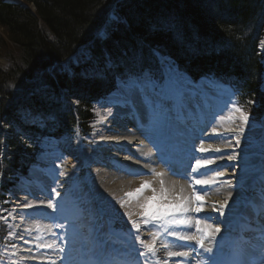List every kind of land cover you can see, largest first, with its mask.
Instances as JSON below:
<instances>
[{"label":"trees","instance_id":"1","mask_svg":"<svg viewBox=\"0 0 264 264\" xmlns=\"http://www.w3.org/2000/svg\"><path fill=\"white\" fill-rule=\"evenodd\" d=\"M0 28L8 63L0 68V200L29 174L45 139L88 128L94 102L114 92L118 78L145 70L160 76L156 53L196 80L232 83L241 110L257 120L264 114V0H0ZM84 46L92 60L72 67L73 75L60 71ZM92 62L101 68L90 76L84 69ZM39 83L50 86L47 97L26 108L45 123L21 124L17 101ZM61 89L76 109L59 99Z\"/></svg>","mask_w":264,"mask_h":264},{"label":"rangeland","instance_id":"2","mask_svg":"<svg viewBox=\"0 0 264 264\" xmlns=\"http://www.w3.org/2000/svg\"><path fill=\"white\" fill-rule=\"evenodd\" d=\"M84 55L86 56L87 54H85L84 51H81L77 59L81 60L80 57H83ZM263 55H264V52H263ZM168 64H172V63H168ZM163 65H164V69L166 70L167 65L165 64ZM6 66H7V60L5 59V57H3L0 51V68H5ZM173 66L178 71L176 66L175 65ZM183 77H184L183 91H186L187 93L188 85L185 83V75H183ZM200 85L204 88L211 89L207 91L208 95H210L211 97H214L216 99L222 97V93H220L218 89H214V87H211V84L209 83V81H204ZM115 96H114V100H112L113 103H117L118 101L122 102V100L126 98L122 94L121 90L117 94H115ZM110 104H105L108 106L99 108L98 110L99 116L96 119V122L93 123L94 137L87 138L89 140V144L84 145V149H83L84 157L83 158L85 159L86 164L88 163L90 166L82 168V165L77 163L70 170L67 167L66 170L68 171L65 172V175H64V177H68L73 172L74 175H77L78 178L81 179L80 180L81 186L79 190L82 192V195H83V200L81 201L80 207L67 208L69 211L70 210L72 211V214H74L75 217L79 216L77 223L68 224L66 227L67 230L71 229L70 232H72V230L76 232V239H75L76 241L74 240L75 243L73 241V248L77 247V245L81 244L82 242H86L92 237V234L96 230V228L92 227L91 225H92V221L96 218V212L97 210L99 211V209L103 210L107 217H112L113 219H117L118 216L120 215L122 219L128 220L131 223L133 220L136 221L137 224L140 225V231L139 233H137L136 229L133 228L132 234L134 235V237L139 235L140 238L144 239L146 242H151L153 239L157 240L159 237L158 234H156L153 230L149 228V225L151 224L154 225L155 221H150L148 224H144L143 217H142V209L139 207V202L134 198H129L128 196H126V193L132 192L135 189L139 188L141 184L144 183L143 181L138 182L139 185L137 184V186H135L133 189L128 190V191L127 190L112 191L110 188H108L105 185L106 179L104 175L106 173L111 174V171H110L111 164L105 163V161L103 160V156L106 155V150L112 151L116 149L113 143L114 137H116L119 134V131L116 130L117 129L116 123L118 120V116H120L121 113L124 111L120 109V105L114 106ZM121 120H124V119H121ZM217 124H218V127H216L215 129L212 128V131L219 130V141L216 143V146H219L220 148H222L225 151V154L222 156L212 155L211 159L215 158L217 160L223 157H229V156L235 157L236 152H234V150L238 149V147H235V142L237 138L243 141V147L240 149L241 152L247 155L250 154V157L248 158L249 162H251L255 158V155L257 153L259 152L262 153L261 150L264 149L262 148L264 144L262 147L256 148L255 146L252 145V142L253 141H263L264 142V130L256 129L255 128L256 124L252 122L250 118H249L248 124L243 125V122L240 119V114L230 109L224 116L219 118ZM240 126L244 127L243 133L239 132ZM229 129H235V131H229ZM164 135L165 133L162 132L161 137H163ZM164 139H167L168 141L167 137ZM203 143L206 144L205 142ZM195 145L196 147L194 149L198 151L199 150L198 147L200 143H197ZM63 147L64 146H59L58 148L59 152L57 154L45 157L42 160L48 163L49 161L54 160V158H56V162H58L59 159L66 160L67 157L65 156V152L68 154L70 152H73L74 150L75 151L77 150V146L75 145V143H72L71 145H67L65 148ZM130 148H133V146L123 147V149H121L119 156L122 158L115 157L114 159L117 161L116 163L123 162L125 160V156L128 157V159L130 160H137L136 158H132L131 154H129V152H131ZM118 150L119 148L117 149V152ZM226 150L228 151L226 152ZM83 158L81 157V159L84 161ZM234 160H235V163H234ZM231 161L234 164L230 163L232 165H228L227 168H223V170L227 171L229 174H233L236 171L237 169L236 166L239 163V160L237 159H233ZM91 163H93V165ZM250 164H254L256 166L255 169L261 168V170H264V159L262 158H259L258 162H253ZM123 165L127 167L128 164L127 162H125V164ZM118 168L123 172L122 175L130 174V171L128 169L127 171L121 168L120 166H118ZM162 171L165 173V171L167 172V169L165 168ZM59 172L60 171L57 169L55 171H53V169H48V171L41 170L38 173H35V171H32V176L37 178V180L31 183H25V185L20 184V186L15 188L14 191L11 193L12 194L11 202L13 203V205H12L11 217L9 216V223L11 227H14V234L12 235V242H11L12 244L11 250L13 252L14 260L17 262V264H30V260L33 257L32 253L34 254L42 253L43 254L45 250L44 249L39 250V247H38L40 240L46 239L48 241V239H51V237L53 236L54 225L50 223L51 225H49L48 227L47 220L37 218V214H43L45 216L47 214H50L53 217H56V215L59 214L61 218L69 215L68 213H63L61 203L58 202V200L56 199L57 193H59V196H61L64 193L63 187L66 184L65 179H63L62 177L63 175H61ZM86 172H88L87 176H86ZM49 173L52 175V178L50 177L49 179H47L46 176H49L48 175ZM101 173H104V174L101 175ZM152 178H154V180L150 184L152 185V187L159 189L161 177L154 176ZM162 178L165 182V177L163 176ZM39 184H41L43 188H41ZM89 185L91 186L92 191L89 190L88 188ZM86 187L92 193L89 194L86 190ZM44 189L51 191L50 193L52 194V196H45L44 200H48V202L51 201L55 205V209L48 208L47 201L40 202L38 200H35L36 196L42 193ZM144 195H152V193L150 190H145ZM249 195L251 194L248 189L240 190L239 195L234 198V199H237V198L239 199L237 200L238 202H240L239 207L244 206L245 203H247L248 201L249 202L251 201V198L249 197ZM190 196H192L191 193H189V197ZM217 197H218V194L213 192L211 193V195H209L208 201L218 200ZM88 198H94V202L97 203L96 209L92 210L93 201L89 200V204H88L87 203ZM222 200L224 201L223 198ZM121 201H126V204L124 207H121ZM28 203L33 204L32 208H26V211L28 212L21 213L18 211V209L22 208L23 205L28 204ZM158 205H160V202L154 201L152 205V210L158 209L160 207ZM193 207H195V204H193ZM128 213L132 214L131 220L128 217ZM187 215L189 217L203 218L202 216L201 217L199 216L200 212L196 213L195 211L189 212L187 213ZM205 222L207 224H212L211 222H209V220L208 221L204 220V223ZM192 223L194 224V220L192 221ZM180 232L183 234H187L189 232L195 233V230L193 231L192 229H189L188 231H180ZM148 234H153V237H147ZM134 237L129 239V240H133V242H131V247L133 248V250H137V252L144 251L142 246L139 244V241L134 240ZM26 240L28 241V243H25ZM53 240H51L52 242L50 244L55 245V255H56L59 247H57L58 245L56 244V240L55 239ZM126 241H127L126 238H124L123 242H120L119 240L115 239L114 245L115 243L122 244V246L126 248L127 247L126 246L127 243H125ZM255 243H258V241L253 242V245L256 247V250L250 251L248 257H251V258L255 257V259L257 260L255 264L257 263L259 264L260 259L264 257H261L258 251V244H255ZM40 244L42 243L40 242ZM168 245H169V249L173 248L172 244L168 243ZM194 245L195 244L193 243V247ZM45 246L46 244L45 245L42 244V248ZM29 249L31 251H29ZM191 252L194 253V251H191ZM195 259H197V257H195Z\"/></svg>","mask_w":264,"mask_h":264},{"label":"snow or ice","instance_id":"3","mask_svg":"<svg viewBox=\"0 0 264 264\" xmlns=\"http://www.w3.org/2000/svg\"><path fill=\"white\" fill-rule=\"evenodd\" d=\"M167 64V62L165 61ZM184 77L182 74L178 73L175 67L171 64H167L166 70L161 73L160 76H156L151 70H145L139 74H133L131 76L125 77L121 80L120 90L122 94L126 97L123 101L124 103H134L135 97L139 96L141 101L145 106H151L153 110H158L160 113H163L165 108L171 107L172 102L177 99L182 94V89L184 87ZM237 112L240 113V119L243 122V125H247L249 122L248 114L243 110L237 108ZM229 131H235V129H229ZM239 132H244V127H239ZM240 140L237 138L236 143L239 144ZM201 152L208 151L203 147L199 149ZM220 151V149H216ZM228 159H234V157L229 156ZM212 160L210 158H201L196 160V165L191 169L192 172H196L198 169L206 168L208 164H211ZM212 171H215L217 176L223 175L222 172L218 170H208L205 172H200L201 177H208L211 175ZM151 174L160 179V188L157 189L152 187V185L145 181L141 186L135 189L132 192L126 193V196L129 198H134L139 202V207L142 209V217L144 224H148L150 221L162 222L160 223V228L164 232H167L170 236L176 237L180 241H195L199 248L203 250L204 253L208 254V259L211 264H251V261L248 259L250 251H255L256 247L252 243V238L247 237V233L244 236L238 237L237 242L230 244L225 247L221 246L219 242L215 241V236L221 232L220 227H214L211 224L204 223L203 218L189 217L187 213L195 211L196 213L201 212L202 210V199L203 197L197 193L193 192L192 196L185 198L179 195H170V189L165 187V182L163 180L164 173L157 172L155 169L151 170ZM63 175V173H61ZM196 184L208 185L213 183L209 179H195ZM231 183V182H229ZM145 190H150L152 195H144ZM59 196V193H57ZM154 201L160 202V207L156 210H152V205ZM126 201H121V207H124ZM195 204V207H193ZM227 201L221 204L220 215L223 216V208L227 207ZM24 208H32L33 204L28 203L23 205ZM48 208L55 209V205L49 201L47 204ZM131 213H128V217L131 220ZM194 220V224L192 221ZM264 222V221H262ZM184 225L188 228H195V233L180 234L176 231H169L170 227ZM63 227V225H60ZM133 228L136 229V232L139 233L140 225L136 221H132ZM211 238V241L208 246L205 245V240ZM135 240L139 241V244L142 246L144 251H140V256L147 257L151 254L152 257L157 256V247L156 240L153 239L151 242H146L144 239H141L139 235L134 237ZM223 239V238H222ZM25 243H28L26 240ZM216 246V254H213L214 248ZM51 247V245H48ZM165 248H169V245L165 244ZM177 248L186 247L185 244L176 246ZM29 251H31L29 249ZM195 251V249H192ZM258 251L261 257H264V231L261 232L260 237L258 238ZM60 253H65V248H59ZM169 259L174 257H183L188 258V251L169 250L166 253ZM95 250H92V255L89 256V259L76 261L71 255H62L60 257L61 261L64 264H115L113 260L110 259H100L94 258ZM226 257V259L222 258ZM169 259L163 260V264H169ZM51 264H56L55 261H52ZM144 264H148L147 259ZM155 264H161L159 259L156 260ZM178 264H184L183 261L178 262ZM195 264H206V262L201 258L200 253H197V259ZM259 264H264V258L260 259Z\"/></svg>","mask_w":264,"mask_h":264},{"label":"bare ground","instance_id":"4","mask_svg":"<svg viewBox=\"0 0 264 264\" xmlns=\"http://www.w3.org/2000/svg\"><path fill=\"white\" fill-rule=\"evenodd\" d=\"M261 47H262V51L264 52V40L261 44ZM84 77H86V74L83 73L82 74ZM189 91H191V95L188 97L189 100H194L195 102H197V109H196V112L199 114L200 116V122H203L207 120V117L209 114L211 113H214L215 109L217 108L216 107V103L213 99H210L208 98L209 96H207L206 93H204L203 91H201L197 86L195 85H190L189 86ZM187 93H184L182 94V99L184 100V96L186 95ZM139 96L136 97V101H135V105H134V108L139 111L142 109V105H143V102L141 101L140 97L138 98ZM197 100V101H196ZM202 100L204 103H207L206 104V108L205 107H202V105L199 103V101ZM192 102V101H191ZM193 105V103H190L188 101H184V103L182 104V102L179 100V99H176V105H174L173 107V114L175 115V111H178L179 112L177 113L178 115H190V110H191V106ZM186 107V108H185ZM185 108V109H184ZM181 110V111H180ZM151 111V110H150ZM130 114H133L132 111H129V109L126 110V115H130ZM149 119V116H147V118H144L140 120V123L142 124V130L141 129H138V125H139V122L136 124L135 123V129L136 131L134 132L133 130L129 129V128H126L124 125L120 124L117 126V129L119 131V134L114 137L113 139V143H114V146L116 147L115 150H106V153H108V156L112 157V158H122L119 156V151L117 152V149L120 148L121 146L123 145H132L134 146L135 144H139V145H143L144 148L142 149V151H138L136 152V156L140 158L139 161H132V160H128V163H129V169L131 170V173H136L137 171H150L152 169H155L157 172H163L159 166H157L156 164V158L155 156L152 154V152H149V144L146 142V139H148L149 137V134L151 133L149 129H153V126L150 124V122L148 121ZM174 119L175 116H174ZM174 122V121H173ZM176 122V121H175ZM148 124V127H145V125ZM177 126V131L174 132V133H170L172 135H175L177 137V139L179 140V135H182V134H188L189 135V131L188 130H183L179 127L178 124H176ZM218 127V125H215L214 129ZM144 128H146V130H148L149 132H147L146 130H143ZM179 129V130H178ZM183 131V132H182ZM215 132H219V130H215ZM218 135V134H217ZM216 135V136H217ZM216 136H209L208 137V140H213L216 141L217 138ZM160 143L163 145L164 142L163 141H160ZM183 146H186V147H190V145H188V143L185 142V144ZM203 147L205 149H208V151H205V152H201V154H205V155H202V156H198L196 159H195V163H194V167L196 165V160L197 159H201V158H208L207 156H209L210 154L214 153L216 151V149H219V148H216L215 145H211V144H204ZM237 147L238 149H241L243 147V141L240 140V144H237ZM176 150L175 151V157L177 159H179V154L180 155H184V149H174ZM222 150V149H220ZM240 150H238L239 152ZM240 153V154H239ZM238 154H236V157L234 158H238L242 155V152L240 151ZM207 154V155H206ZM224 155V153H219L217 156H222ZM263 156H264V153H263ZM189 160L191 159V157L188 155L186 156ZM258 158V157H257ZM254 158L251 162L248 161V159H244L242 160V164H245V165H249L250 163H253V162H258L259 161V158ZM220 160H216V159H211L212 160V163L211 164H208L206 168H201V169H198L196 171L197 175H196V178L195 179H200V178H203V179H209L211 181H213V183H210L208 185H200L198 184L200 187L198 189V191L201 192V195L203 197L202 199V210H201V215L202 217H204L205 219L208 217L210 220H211V223L214 227H220L221 229V232L219 234H217L215 236V241L218 242V239L221 238V234L223 232V226L226 225L227 222L231 221L233 219V216H234V211L233 212H229L228 211V208L230 206H232V204L230 203L235 197H237L239 195V186H243V185H246L249 183L250 179H253V176L254 175H251L250 174V171H245V172H242L240 174V176L235 179H233L232 177H234V175L237 173L235 171V173L233 174H229L227 171H223V175L221 176H217L215 173H211L210 176L208 177H201L199 175L200 172H203L205 169L209 168V169H217L219 165L218 163L220 161H222V164H226V162H230L231 160L233 159H228V157H223V158H219ZM188 160V161H189ZM224 161V162H223ZM125 163V161H123ZM191 163V161H189ZM194 167H190L189 168H184L183 171L187 172L186 170H189L191 171L192 168ZM182 168V166L180 167ZM111 171V169H110ZM164 173V172H163ZM104 173H101V175H103ZM131 174L125 176V175H120V173L116 170H113L111 171V174H108L106 173L104 176H105V182H106V186L108 188H110L112 191H124V190H131L133 189L135 186H137L138 182L140 181H147L149 183H152V181L154 180V175L150 176V177H147L145 179L141 178V177H130ZM103 176V177H104ZM164 177H165V187H167L168 189H170V195H179V196H183L185 198H188L189 197V190L187 188V185L183 182V180H180V179H176V178H172L170 177L166 172L164 173ZM225 177L226 180H224L223 178ZM239 179V180H237ZM217 182L218 184H220L219 186L216 187V183ZM231 182V183H229ZM139 185V184H138ZM205 187H212L211 191L209 189V191L207 193H205ZM217 193L218 194V197L217 199L218 200H210L208 201L209 199V195H211V193ZM223 196V197H222ZM222 198L224 199V201L222 200ZM238 199H234V201H236ZM223 201V202H221ZM225 201H227V207L223 208L222 211L224 212V215L221 216L220 215V211L218 209H220V206L221 204H223ZM159 202V201H158ZM263 202V201H262ZM260 202V205L259 207L261 208V210H264V203ZM160 206V205H159ZM233 210H236V208H233ZM236 214V213H235ZM264 218V217H263ZM264 221V220H262ZM262 229L264 231V222H262ZM206 223V222H205ZM175 228H177V226H174ZM174 227H170L169 228V231H172L174 229ZM251 227H254L256 229L259 228V225L257 224H252ZM260 228V229H261ZM189 229H192L193 231L195 230L194 227L192 228H188L184 225H180V230L181 231H188ZM176 230V229H175ZM180 234H183L180 232ZM248 238V237H247ZM211 241V238L209 239H206L205 240V245L208 246L209 243ZM52 241L49 240V243H51ZM172 244L164 239H162L161 237H159L157 240H156V247H157V256L155 257V259H159L161 261V264H163V260L165 259H169L166 255L167 251L169 250H172V251H176V250H181V251H188L189 252V257L186 259V258H183V257H174V258H171L169 259V264H178V262L180 261H183L184 264H195V260H194V257H196V254H193L191 253V248L193 247V241H188V242H185V241H180L179 244H185L186 247L184 248H177L176 244H172L173 245V248H165L164 245L167 244ZM255 244H258V243H255ZM91 245V244H90ZM90 245H86L84 247V249L87 250L86 254L84 255V257L82 259H79L77 260V257H74V259L76 261H82V260H85L84 258H88V252L90 251ZM221 246H225V244L221 245ZM213 248H214V251H213V254H216V246L213 245ZM200 255L202 257V259L204 261H210L208 259V254L207 253H204L203 250H201L200 252ZM32 259L30 261L31 264H39L40 261L43 260V262H46V264H51V262L53 260H47L45 261L44 259H46V257H48L47 255H43V256H40V253L39 254H34L32 253ZM41 257H45L44 259H41ZM101 259V257H100ZM133 257L131 256H128V257H124L122 255V252L121 250H116V253L114 255V257L112 258V260L115 262V264H131V261H132ZM251 261V260H250ZM156 260H154V263L155 264Z\"/></svg>","mask_w":264,"mask_h":264}]
</instances>
